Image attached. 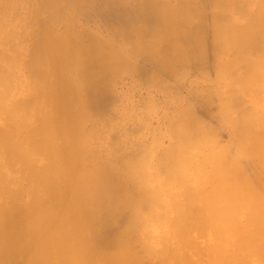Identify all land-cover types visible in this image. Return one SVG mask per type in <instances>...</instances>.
Returning <instances> with one entry per match:
<instances>
[{"label": "rangeland", "instance_id": "1", "mask_svg": "<svg viewBox=\"0 0 264 264\" xmlns=\"http://www.w3.org/2000/svg\"><path fill=\"white\" fill-rule=\"evenodd\" d=\"M21 1L0 0V16L7 14L0 20V27L15 24L11 33L21 47V61L18 60L13 71L14 89L25 85L18 90L23 95L18 91H14L18 95L12 94L11 101L16 100L13 105L7 100L3 111L5 107L0 103V109L3 108L0 113H4L0 122L5 125L0 137L8 134L14 144L19 136L27 135L29 139L56 136L52 140L60 151L59 177L54 184L47 186L42 194L32 195L29 201L27 195L26 200L21 196L20 190H13L16 200L0 214V238L11 237L15 250L19 249L20 253L24 246L28 249L33 243L34 230L43 224L39 226L38 219L57 211L54 214L61 217L70 204L78 206L71 191L75 175L95 165L104 169L99 177L102 188L99 195L92 194L86 200V205L92 206L96 213L90 229L84 233V237L88 236L85 245L95 251L94 264H109L112 256L120 260L119 264H148L149 259L151 264H158L159 257L141 254L137 243L142 242L140 235L164 216L163 211L173 210L177 200L189 215L193 208H202L206 216L212 209L211 199L232 203L239 185L250 186L252 192L264 195V130H261L264 127L253 122L258 117L263 121L256 123L264 122V13L252 12L238 0ZM256 24L259 25L255 28ZM230 27L234 34L228 32ZM2 34L0 30V38ZM239 36L245 41L236 42ZM53 65L58 66L57 72L50 70ZM229 81L232 88L228 87ZM64 91L70 95L67 101ZM38 103L48 108L47 121L41 120L32 109ZM66 103L77 107H64ZM225 107L230 111L224 109V112ZM248 110L250 116H246ZM251 116L253 120H249ZM81 136L85 138L82 145ZM156 136L159 140L154 145ZM61 139L66 142L62 143ZM183 148L187 149L183 151L187 165L191 161L188 166L179 164L177 151L182 152ZM215 151L223 154L215 155ZM211 154L222 156L217 157L219 169L214 167L216 157L210 164ZM138 157L147 159L146 165L150 166L149 169L145 165L148 177L142 180L134 170L136 180L135 172L128 167V162ZM7 161L0 163V182L12 190L8 181L17 176L15 171L19 168L14 169L16 166ZM197 165L203 167L199 172L195 171ZM8 171L13 174L7 175ZM128 171L134 172L129 173L133 179L127 176ZM171 189H175L173 194ZM164 195L170 198L164 199ZM177 195L180 200L176 199ZM177 221H170L169 226L179 234ZM157 243H153L154 250L158 249ZM2 253L0 264H22L19 256L8 261Z\"/></svg>", "mask_w": 264, "mask_h": 264}, {"label": "bare ground", "instance_id": "2", "mask_svg": "<svg viewBox=\"0 0 264 264\" xmlns=\"http://www.w3.org/2000/svg\"><path fill=\"white\" fill-rule=\"evenodd\" d=\"M238 1H239V3L243 2V4H245V5L247 4L250 7V9L252 10V12H258L259 14L264 13V0H238ZM20 2H23V1L20 0ZM20 2H19V4H20ZM7 8H9V7H7ZM250 9H247V10L249 11ZM19 10H20V8H19ZM9 12H10V10H9ZM162 12H163V10H162ZM4 14L7 15L6 13H4ZM4 14H3V16H0V20H4V18H6V16ZM246 14H248V13H246ZM262 16L263 15L259 16V18ZM257 18H258V16H257ZM257 20H259V19H257ZM257 20H256V22L258 23ZM21 22H20V24H21ZM246 22L244 21L245 24H246ZM221 23H223V22H221ZM223 25H224V23H223ZM234 25H237V24H234ZM258 25L256 24L254 27L256 28V26H258ZM9 26L6 25L3 28L0 27V30L3 31L2 37L0 38V103H3V106H2L3 108L5 107L4 109L1 108V109H3V111L6 110L7 105H4V104H7V100L9 102L11 100H14L13 96L17 93L16 91H18L21 88L23 89V87L25 86L24 85L21 88H18L16 90L14 89V84H15L14 81H15L16 77H15V73H13V71L15 70L14 67L17 65L18 60H20L19 58H20V54H21V52H20L21 47H20L19 41L16 40L14 34L11 33L12 27H14L15 24L13 26L11 24L12 27H9ZM235 27H237V26H235ZM252 29H254V28H252ZM6 30H8V32ZM229 30L231 31L232 34H234L233 31L231 30V27H230V29H228V32H230ZM234 30L236 32L237 29H234ZM240 30H243V29H240ZM246 30L247 29H245L244 31L246 32ZM238 33H240V32H238ZM235 39L237 40L236 42H239V41L242 42L241 39H243V38H241L239 36V38H235ZM232 40L233 39H231V41ZM247 40H249V39H247ZM65 42H67V41H65ZM226 43L230 44V42H226ZM234 43H232V44H234ZM237 44L239 45V43H237ZM93 50H96V49H93ZM242 53H244V52H242ZM234 55H235V53H234ZM51 57H52V55H51ZM254 63H255V61H254ZM223 65H225V64H223ZM20 66H22V65H20ZM60 68L61 67H59V69ZM109 69H112V67ZM50 70L53 73H54V71L57 72L58 66L53 65V66H51ZM260 70H259V72H261ZM48 71H49V68H48ZM46 74H48V73H46ZM54 75L56 76V74H54ZM49 76H50V74H49ZM18 77L19 76H17V79L22 81V79H20L21 76L19 78ZM225 77L226 76H224V78ZM240 78H242V77H240ZM19 80H16V82ZM51 81H53V80H51ZM220 81H221V77H220ZM25 82H27V81H25ZM32 82H33V80H32ZM21 83H24V82H21ZM221 83H223V82L221 81ZM259 83H261V82L259 81ZM230 84L231 83L229 81L228 87L230 86L232 88L233 85L231 86ZM262 84H264V83H262ZM253 85H255V84H253ZM260 86H261V88L263 87L262 85H260ZM31 88H33V87H31ZM262 90L264 91V88ZM12 91H13V93H12ZM67 92H68V89H67ZM63 93H64L63 97L67 96V95H65L66 91H64ZM226 93H228V92H226ZM12 94H13V96H12ZM19 94L23 95L24 93L22 91V93L19 92ZM16 95H18V94H16ZM69 97H70V95H69ZM69 97L66 99V101L69 99ZM77 97H79V96H77ZM16 98L18 99L17 96H16ZM12 102L13 101H11L10 103L12 104ZM63 102H65V101H63ZM78 102H79V100H78ZM60 103H62V102H60ZM66 105H67V103H66ZM63 106L68 107V108H72V109L77 107V106L72 107L71 105H67V106L63 105ZM69 106H71V107H69ZM10 107H11V105H10ZM61 108H62V104H61ZM80 108H81V106H80ZM1 109H0V112H2ZM32 109H34V112L41 117V120L47 121V118H48L47 110H48V108L46 107V105L44 103H42V104L38 103ZM72 109L70 111H72ZM224 109H227V107L223 108V110ZM251 109H250V111H251ZM228 111H230V110H228ZM250 111L248 110L247 114ZM78 112H79V116H81L80 111H78ZM224 112H225V110H224ZM263 112L264 111H262V113ZM260 113L261 112H259L258 114H260ZM262 113H261V115H262ZM1 114H3V116H4V113H0V118L2 117L1 119L3 121V116H1ZM251 114L257 115V113H255V112H253ZM33 115H35V114L33 113ZM243 116L245 117V115H243ZM243 116H242V118H243ZM246 116H250V113ZM263 116H264V113H263ZM33 117L35 118V116H32V118ZM72 118H74V116H72ZM82 118H81V120H82ZM84 118H85V115H84ZM239 118H240V116H239ZM253 119L254 118L252 117L249 120H253ZM34 120L35 119H33L31 121L34 122L35 124H37V122ZM258 120L263 121V120H260V117H258L256 120L254 119L253 122H255L256 125L257 124L260 125L261 127L257 125L260 128L264 127V122H261L260 124L256 123V122H258ZM5 122H7V121H5ZM249 122L253 124L252 121H249ZM73 123L75 124L76 122H73ZM0 124H2V123L0 122ZM8 124H10V123H8ZM55 124H57V127H58V123H55ZM78 124H82V123H78ZM3 125L4 124L1 125L2 127H0L1 132H2V130L4 131V129H5L3 127ZM260 128H258V130H260ZM82 129H84V128H82ZM48 130H49V128H48ZM51 130H52V127H51ZM261 130H264V129H261ZM54 131H57V130L54 129ZM64 131H65V129H64ZM89 131H90V129H89ZM59 133H60V131H59ZM75 134H74V136H75ZM84 134L85 133L83 132V136H84ZM7 135L4 134L3 137H0V163L8 160L7 162H8V164H10L9 161H11L13 166H16V168L14 167V169L17 170V168H19V170L15 171L16 173L14 172L15 174L18 173L17 176L11 177L10 181H8L11 188H13L12 190H10L9 186L3 187V185H1V182H0V214H1L3 209L9 207V205L16 200L17 194H15V192H13V190H20L21 196L24 199H25L26 195L30 196L28 198L26 196V199L28 200L31 198L32 195L38 196V195L42 194L43 192H45V188L47 186H48V188L50 186H52L54 184V182L57 180L56 178L59 177V171H58L57 167H58V158H59L58 152L60 151V149L52 140L53 138H56V136L53 137L52 139H46L44 137L39 138V139H32V138L29 139L28 137H26L27 135L25 136V138L19 136L16 140L14 139L15 143L13 144L11 137H9ZM17 135H19V132ZM12 136H13V133H12ZM29 136H32V134H30ZM42 136H44V135H42ZM83 136H81V141H80L81 144L80 145H82V140H83L82 138L87 136V134H85L84 137ZM88 136H90V135H88ZM158 137L157 136L154 137L153 142H152L154 145L159 140ZM64 138H66V137H64ZM91 139L92 138H90V140ZM61 140H62L61 141L62 143L66 142L64 139H61ZM63 140H64V142H63ZM76 141H77V139H76ZM92 141H93V139H92ZM56 142H58V141H56ZM78 142H79V140H78ZM84 142H88V140L84 141ZM83 145L88 146L89 144L83 143ZM79 147H81V146H79ZM223 147H225V146H223ZM179 148H180V146H179ZM185 148H186V146H185ZM180 149H178V151H177L179 154L178 156L180 157V163L179 164H181L180 166H182V164L185 166V165H187V157L185 155L186 152L183 154V151H186L187 149L185 150L183 148L182 152L179 151ZM193 149H194V147H193ZM219 149H221V148H219ZM221 150L223 151V149H221ZM215 152L217 153V151H215ZM221 152L218 151L219 154H221ZM223 152H222V154H223ZM143 153H144V151H143ZM218 153L215 155H218ZM115 154H117V153H115ZM99 155L101 156V154H99ZM187 155H189V154H187ZM57 156H58V158H57ZM100 156H99V158H100ZM192 156H193V154H192ZM211 156L213 157L214 155L211 154ZM212 157H210L211 158L210 164L212 163L213 159L216 156H214L213 158ZM217 157L214 159V161H213L214 163H216L217 160H219L218 158H220V157L222 158V156H220L218 158ZM223 157H224V155H223ZM243 157H244V155H243ZM118 158H119V156H118ZM175 158L177 159L176 155H175ZM193 158H194V156L192 157V159ZM205 158H207V157H205ZM205 158H203V159H205ZM135 159L136 160H134V161L130 160V162H128L129 165H128V163H126V165H128V167L131 171L135 170L137 172L138 176L137 175L136 176L140 180H142V178L148 177V175L145 174V171H144V168L146 169V167H147V165H146L147 159H145L144 157H142V158L138 157V159L137 158H135ZM178 160H179V158H178ZM131 161H133V162H131ZM188 162H189V164L191 163V161H189V160H188ZM196 162L193 164H196ZM204 163H205V165H207L209 162L207 164H206V162H204ZM145 165H146V167H145ZM184 166H183V168L178 167V169L179 168L184 169ZM202 166H204V165H202ZM92 167H94V168L90 169V168L86 167L88 169V170L85 169L86 172L84 170L83 174L80 173L77 176L75 175V178H74L75 183L72 184V186H71V191L74 195L73 196L74 201H76V199H77L78 203L76 205H78V206L71 205L69 202L70 205L69 206L67 205L68 207L65 209V215L63 214L64 216H61V217L56 216L54 213H57L58 212L57 211L54 213L51 212L50 214L44 215V219H38L37 218L38 220L36 219L37 220L36 223L39 226L41 223H43V224L39 229L34 228L36 226V224H35V226L34 225L32 226L35 229L33 232L34 233L33 234V243L30 244V242H29L30 247L29 248L27 247L28 249H26L25 246L23 247V248H25L24 250L20 248L21 249L20 253H19V249L17 251V250H15L16 248L14 249L12 247L11 237L7 236L5 238H0V252H1L0 256L3 254L2 251L4 252L5 258L8 261H11V259L14 260L15 257L19 256L22 260V264H94V262H95V253L94 252L95 251L90 249L89 246L85 245V242H86L85 239L88 236L84 237L85 236L84 233L88 232V230L90 229V223L93 221L92 219L95 217L96 211H95V209L92 208V206L88 207L86 205V200L89 199L90 195L92 196V194L94 196H97V195H99V193H101L102 186L100 185V178L99 177H100V173H102L101 170L103 168L100 169L99 167H96V165L92 166ZM128 167H127V169H128ZM148 167L150 169V166H148ZM195 167H193V170H194V168L198 169V170H195L198 172L200 170H202V168H203V167L201 168L199 165H197ZM208 167H210V166L208 165ZM214 167L215 168L217 167V169L220 168L219 161L216 163V165H214ZM151 168H152V166H151ZM204 168H205V166H204ZM7 169H9V168H7ZM180 171H183V170H180ZM186 171H187V169H186ZM209 171H208V174H209ZM136 172L134 174L131 172L133 174V177L136 174ZM204 172H205V176H206V171H204ZM5 173H7V172H5ZM129 173H130V171H128V174ZM200 173H199V176H200ZM9 174H11V173H9V171H8L7 175H9ZM130 174L127 176H130ZM203 174L204 173H202L201 175L203 176ZM211 174H210V177H211ZM130 177H132V175ZM133 177H132V179H133ZM134 178H136V177H134ZM199 178L202 179V177H199ZM205 178H203V179L205 180ZM33 179H35V180H33ZM190 179H191V177H190ZM196 179H197V177H196ZM136 180H137V178H136ZM200 181L201 180H199L198 182H200ZM32 182H33V184H32ZM30 183L32 185H30ZM190 183H192V182H190ZM138 186H136V188ZM223 186L221 184V187H223ZM239 186H237L238 188L235 187L237 190L234 192L235 195H234V200L232 201V203H231V201H228V203H224V202H222L221 199H220L221 200L220 201L219 198H217L220 201L218 203V202H216V200L211 199V201H212L211 202L212 203L211 208L212 209H210L209 214H207L206 216H205V214L207 212L205 210H202V208L200 206L198 208H201V209L193 210L194 209L193 208L192 211L190 210L191 213L189 215L187 213V211L185 212L186 209L184 210L183 203L179 202L178 200L175 204V207L173 208V210L171 212H169L170 211L169 208H168L169 209L168 212L163 211V212H165V214L161 211L163 214L161 212H160V214H162L164 216L162 218H159V219L155 218L154 220L156 221V219H157V221L155 223L153 222L154 226H149L147 228L148 232L144 233V235H143V233L140 235L143 238L142 240L140 239L142 242H139V240H138L139 243L135 242L139 245V248L141 250V254L144 253V254H146L145 256H147V257L149 256V258H151V257L154 258V255L155 256L157 255L159 257L158 258L156 256V258H158L157 259L158 264H264V195L261 194L259 191H258L259 194L252 192L250 189V186H248V187L244 186L245 188L244 187L241 188L242 186L241 187H239ZM215 187L218 188V185ZM219 188H220V186H219ZM233 188H234V186H233ZM137 190H140V187H138ZM141 190H142V188H141ZM173 190H175V189L170 190V194L174 193ZM221 191H223V190H221ZM221 191H219V192H221ZM227 191H231V190H227ZM165 193H166V191H165ZM221 195H222V193H221ZM229 195H231V194H229ZM155 196H157V194ZM225 196L226 195H224L223 197H225ZM158 197H160V196H158ZM165 197L170 198V196L167 197V195H164V199H165ZM177 197H178V195H177ZM18 198H20V197H18ZM176 199H179V197ZM192 199H194V196ZM200 199L203 200L204 198H200ZM206 199L207 198H205L204 201ZM66 204H68V203H66ZM94 220H95V218H94ZM172 220H178L177 225L179 224V226H177V229H180L179 234L173 232L172 231L173 228H170L169 223ZM151 224H152V222H151ZM92 229L94 230L95 228L93 227ZM140 236H139V238H140ZM156 241H158L157 244H159V246L157 245L158 249L156 248L157 250H154L156 247L155 246L156 244L154 245L153 243ZM135 251L137 253V250H135ZM31 256H33L35 259L33 258V260H31L30 259ZM132 256H133V258L135 257L134 254ZM168 258H169V261H166ZM149 260H151V259H149ZM149 260H148V262L150 263ZM153 260L154 259H152V261ZM111 261L115 264L121 263L118 258H115L113 256L111 257ZM111 261H110V263H112ZM0 262H2V261H0ZM136 264H138V263H136Z\"/></svg>", "mask_w": 264, "mask_h": 264}]
</instances>
